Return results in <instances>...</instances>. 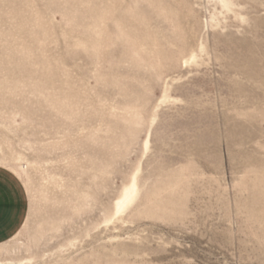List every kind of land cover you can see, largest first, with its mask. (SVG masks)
<instances>
[{
  "label": "rangeland",
  "instance_id": "obj_1",
  "mask_svg": "<svg viewBox=\"0 0 264 264\" xmlns=\"http://www.w3.org/2000/svg\"><path fill=\"white\" fill-rule=\"evenodd\" d=\"M0 264H264V0H0Z\"/></svg>",
  "mask_w": 264,
  "mask_h": 264
},
{
  "label": "crops",
  "instance_id": "obj_2",
  "mask_svg": "<svg viewBox=\"0 0 264 264\" xmlns=\"http://www.w3.org/2000/svg\"><path fill=\"white\" fill-rule=\"evenodd\" d=\"M29 200L19 176L0 165V244L17 235L26 221Z\"/></svg>",
  "mask_w": 264,
  "mask_h": 264
}]
</instances>
